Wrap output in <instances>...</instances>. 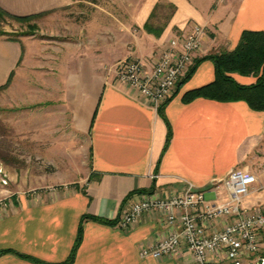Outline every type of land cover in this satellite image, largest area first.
I'll use <instances>...</instances> for the list:
<instances>
[{
  "label": "crops",
  "instance_id": "obj_1",
  "mask_svg": "<svg viewBox=\"0 0 264 264\" xmlns=\"http://www.w3.org/2000/svg\"><path fill=\"white\" fill-rule=\"evenodd\" d=\"M75 2L0 0V9L29 16L53 13ZM124 17L117 18L111 31L99 34L100 54L84 50L77 55L72 43L61 50L52 46L46 54L49 46L39 43V70L51 65L72 132L88 138L91 170L87 183L22 194L0 211V251H15L1 254L0 264H40L32 258L63 264L81 224L82 241L69 264H196L186 248L174 257L141 256L142 247L167 233L157 212L145 214L128 230L103 221H116L132 198L127 197L136 191L168 196L193 185L205 191L209 204L225 202L228 192L219 183L233 169L247 168L258 177L243 208L264 209V110L253 109L245 100L186 97L216 81L213 59L198 64L164 104L163 114L131 87L119 84L114 68L133 57L151 63L173 36L185 35L195 23L207 29L195 62L234 51L244 32H264V0H131ZM148 22L158 34L146 29ZM32 44L0 34V88L11 81L23 48ZM110 65L114 67L108 72ZM231 76L246 86L258 79L237 72ZM85 216L103 221L83 220ZM225 221L212 223L210 229L222 230ZM261 239L264 257V233Z\"/></svg>",
  "mask_w": 264,
  "mask_h": 264
},
{
  "label": "rangeland",
  "instance_id": "obj_2",
  "mask_svg": "<svg viewBox=\"0 0 264 264\" xmlns=\"http://www.w3.org/2000/svg\"><path fill=\"white\" fill-rule=\"evenodd\" d=\"M130 2L76 0L72 6L27 21L0 20V34L33 43L23 48L10 83L0 89V211L22 194L88 182V138L70 128L51 65L39 70V43L49 46L46 54H51L52 46L61 50L71 43L77 55L84 50L100 54L99 34L111 31L117 18H125ZM118 63L108 66V72L114 67L116 74Z\"/></svg>",
  "mask_w": 264,
  "mask_h": 264
},
{
  "label": "built area",
  "instance_id": "obj_3",
  "mask_svg": "<svg viewBox=\"0 0 264 264\" xmlns=\"http://www.w3.org/2000/svg\"><path fill=\"white\" fill-rule=\"evenodd\" d=\"M206 33L204 25L195 23L185 35L173 36L151 63L135 57L120 61L116 80L160 109L190 72ZM257 183V175L249 169H233L219 183L226 188L228 200L214 205L206 201L204 190L193 185L168 196L158 191L135 193L129 197L116 224L128 230L145 214L160 215L167 233L155 244L141 248L144 258L174 257L186 248L196 264H247L249 261L264 264V257L260 256L264 209L251 212L243 208L244 199ZM220 219H226L223 229L211 230L210 225Z\"/></svg>",
  "mask_w": 264,
  "mask_h": 264
},
{
  "label": "trees",
  "instance_id": "obj_4",
  "mask_svg": "<svg viewBox=\"0 0 264 264\" xmlns=\"http://www.w3.org/2000/svg\"><path fill=\"white\" fill-rule=\"evenodd\" d=\"M40 15L42 14L18 16V15L10 14L0 9V20H4L6 17H9L18 21H27L29 19H32ZM145 27L149 32H155L156 34L159 33V31H157V29H155L153 24L150 22H148ZM207 58L213 59L216 63L217 79L215 82L209 85H206L202 88L189 92L186 95L187 99H193L198 96H207V97L217 98L226 101L245 100L249 103V105L253 109L261 110V111L264 110V32L263 31L244 32L238 47L234 51H230V52L224 51L219 54L209 55L204 58L196 60L190 72L182 80L179 86L183 84L185 81H187L196 70L198 64ZM235 72L245 75L254 74L258 77V79L256 83H254L253 85H249V86L242 85L238 83L231 76V74ZM7 85L1 87L0 89L5 88ZM163 107L164 105H162L159 109L161 114H163ZM171 136H172V132L170 130L169 140ZM137 192L139 191L131 193L127 198H129L130 196H132ZM86 218H95L100 221H103V219L101 218L90 217V216H85L83 220H85ZM103 222L115 224L117 223V220L103 221ZM82 237H83V225L81 224L77 241L73 248V251L67 262L63 264H69L74 260L78 247L82 241ZM6 252H15V251L13 250L0 251V255ZM32 259L35 260L37 263L45 264L36 258H32Z\"/></svg>",
  "mask_w": 264,
  "mask_h": 264
}]
</instances>
